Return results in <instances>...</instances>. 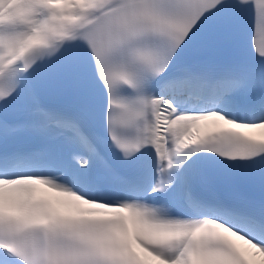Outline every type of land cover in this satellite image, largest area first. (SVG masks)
Segmentation results:
<instances>
[{
    "label": "snow or ice",
    "instance_id": "obj_1",
    "mask_svg": "<svg viewBox=\"0 0 264 264\" xmlns=\"http://www.w3.org/2000/svg\"><path fill=\"white\" fill-rule=\"evenodd\" d=\"M0 264H264V0H0Z\"/></svg>",
    "mask_w": 264,
    "mask_h": 264
}]
</instances>
